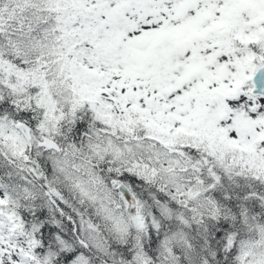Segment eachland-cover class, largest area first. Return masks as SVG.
Segmentation results:
<instances>
[{"label":"snow or ice","instance_id":"1","mask_svg":"<svg viewBox=\"0 0 264 264\" xmlns=\"http://www.w3.org/2000/svg\"><path fill=\"white\" fill-rule=\"evenodd\" d=\"M0 264H264V0H0Z\"/></svg>","mask_w":264,"mask_h":264}]
</instances>
